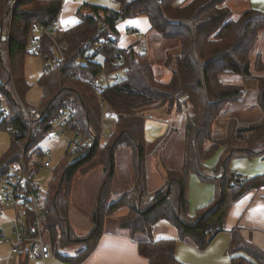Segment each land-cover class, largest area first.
Listing matches in <instances>:
<instances>
[{
    "label": "trees",
    "instance_id": "16d2710c",
    "mask_svg": "<svg viewBox=\"0 0 264 264\" xmlns=\"http://www.w3.org/2000/svg\"><path fill=\"white\" fill-rule=\"evenodd\" d=\"M116 1L120 5L117 11L83 4L78 10L79 23L51 37L43 29L57 18L61 0H0V101L5 108L0 110V129L10 133V144L0 157V166L6 168L19 160L27 138L25 161L29 163L46 134L43 126L66 106L72 107V128L84 141L82 151L78 155L62 154L50 168L47 188L41 189L43 228L51 251L80 242L83 247L75 256L63 258L67 263L79 264L96 246L104 219L117 209L126 208L119 226L131 230L129 236L137 241L138 252L149 264H186L175 256L176 239L154 240L152 226L166 220L175 226L179 239L203 249L223 230L231 204L251 188L264 185V176L251 179L227 169L233 156H264V64L260 53L253 60L250 58L259 32L264 30V12L248 7L234 17L226 0ZM109 11L113 16L107 14ZM139 14L147 16L150 28L160 39L174 44L164 58L170 73L167 81L155 77L147 53L132 47L107 44L94 57L82 59L83 44L101 36L100 19L114 25L112 19L117 15ZM33 23L43 28H37L39 35L32 28ZM35 38L40 54H33L47 62V68L41 70L37 79L41 121L33 120L29 127L23 112L31 107L25 100L30 85L24 75V58L30 53L29 42ZM58 52L64 57L60 62ZM118 57L121 62L115 64ZM227 72L238 75L241 83L222 82L220 76ZM94 78L101 81L99 94L93 87ZM251 89L257 91L261 120L237 126L230 119L227 136L222 140L213 138L212 126L224 106L241 101ZM104 103L114 114L106 139L101 122ZM165 105L168 114L174 115L183 108L187 112L180 127L170 128H181L183 132L182 162L177 167L165 166L164 184L149 193L145 176L146 111L163 109ZM216 145L224 148L220 169L217 168V175L203 173L204 159ZM120 147L130 151L134 182L116 202L110 203L115 152ZM86 165L89 169L99 165L102 175L89 215L91 229L76 237L68 218L71 184L76 175L86 173ZM191 172L216 186L214 199L197 208L193 216L188 213L187 199ZM216 228L214 234L204 233ZM240 239L233 229L226 251L230 264H252L253 260L264 264V252ZM239 252L247 253L250 259L236 255Z\"/></svg>",
    "mask_w": 264,
    "mask_h": 264
},
{
    "label": "rangeland",
    "instance_id": "374dc122",
    "mask_svg": "<svg viewBox=\"0 0 264 264\" xmlns=\"http://www.w3.org/2000/svg\"><path fill=\"white\" fill-rule=\"evenodd\" d=\"M241 2H242L241 0H239L238 2H236L235 0H230L229 2H227V4L229 5L227 7H229L232 10L234 17H237L245 9L244 6H242L241 4L240 5L238 4ZM91 3L95 5L96 4L101 5L102 7L112 9L113 11L114 10L117 11L120 8V5L116 0H91ZM150 27L151 26L148 21V18L144 14H139V15L131 16V17H123L117 23V32H118V37H119L117 46L119 48H125L129 44L136 42V40L139 37L138 33H141L143 36L145 34L150 33L148 36V44H147L148 54L147 55L150 58L155 77L157 79L162 80L163 76L166 75L165 74L166 67L163 66L165 53H166V50L172 47L174 44H171V43L166 44L165 40H162V39H161L160 44L157 41L155 42L154 38H157V37L154 34L156 33ZM128 28L133 29V31L131 33H128L127 32ZM39 32H40L39 29H35L36 35H39ZM28 45L30 48L29 49L30 53L26 54L24 58V65H25L26 73L30 78L31 87L27 91L28 93H26L27 94L26 102L29 105L33 104L34 106H38L41 101V94L38 88L39 86L37 85V77H38V73L42 69V62L39 57L33 54L34 41L29 42ZM257 46H258L259 51L263 53V58H264V30L260 32ZM252 53H254V50H252V52L250 53V57L253 56ZM261 74L264 75V71H262ZM220 79L221 81L230 82V83L240 82L238 75L229 73V72L221 74ZM253 97H254V92L249 91L245 99H243L242 101L231 102V103H228L226 106H224V108L222 109L221 113L219 114L218 118L216 119V121L214 122L212 126V137L217 140L224 139L227 136V131L229 130L228 124H229L230 119H234V121L237 123V126H248L251 123H255L253 120L254 119L253 117L255 114H257L258 118L256 119V123L260 121L261 120L260 111L258 107L256 106V103ZM103 108L106 109V106H104ZM167 108H168V105H165L163 110L167 111ZM158 110H162V109L151 110V108H148L146 113L150 115H153V114L156 115ZM175 114L174 115L169 114L170 116L168 120L169 124L166 125V127H168L169 130L166 135L164 134L163 138H165V140L160 144V146L157 147V149L155 146L153 147V149L155 150L153 155H151L150 152L146 153V156H147L146 166L148 168L147 191L149 193H153L158 188H160L161 185L164 183V177L161 176L164 173L161 172L159 168V166L163 167L162 162L165 163L166 166H169V167H177L180 165V162H182L180 161V159L182 160L181 152H182V145H183L182 144L183 143V132L181 128L170 130V128H173L174 125H176ZM160 115L163 117L166 116V114L165 115L160 114ZM147 118L150 119V117H147ZM155 122L154 124L147 123V125H145L144 137L146 141H150L152 139H158L159 133H160V126H162L163 128L165 125L161 121H157L156 123ZM110 131H111V128L103 129L102 135L105 136V139L108 137ZM9 144H10V133L6 130L0 129V157L8 149ZM65 146H66V143L64 139L57 136L56 133L54 132H49L45 134L38 144L39 149L50 148L51 150H53L54 160L57 159L63 153ZM223 150H224L223 147L216 145L215 147H213L211 150L208 151L206 158L204 159V162H203V168H204L203 173H206L207 170H210V169L211 170L217 169V168L220 169V162L223 156ZM128 154H129L130 161H129V158H128V161L126 159ZM179 156L181 157L179 158ZM115 162H116V166H115L114 175H113L114 179L112 180V184H111V191H113L115 188L120 187L122 182H126L122 176H125V173H130L131 171H132V177L129 181H131V186H132L134 182L133 181L134 179H133L132 160H131L130 151L127 147H120L116 150ZM86 169L87 171L85 174L76 175L74 177L73 183L71 184L72 194L70 196L71 197L70 201H72L71 203L75 205V207L79 205V207H81L83 210L87 208L85 205H83L84 204L83 200L86 198V196H88V193L89 194L94 193L93 188L99 185L101 181V175H102L99 165H95L91 167L90 169H89V166H87ZM227 169L231 172L239 174L242 177H247L251 179L262 178L264 176V156L263 158L254 156V155L249 156V157L248 156H233L227 164ZM119 175H121V177H118ZM50 179H51V170L50 168H46V169H42L39 172L36 178V182L38 183V185L41 187L42 190H45L47 188V185ZM131 186L129 188H131ZM209 186L210 187L212 186L213 189L216 191V186L213 181L205 180L200 174L196 172H191L189 174L188 183H187V199H188V210H189L188 213L190 216H193L197 209L194 204L195 203L194 199L197 196V194L202 190L200 189V187L205 190ZM1 196H2V185L0 183V197ZM214 197H215V194H214ZM214 197L210 201H212ZM93 208H94V203L92 204V206H90V209L88 208L87 212L89 215L92 212ZM126 213H127L126 208L117 209L116 211L111 213L109 217L107 216L104 219L106 221L108 219L110 220L109 222L107 221L104 223V227L109 228L111 226V222H113L115 226L120 228L119 223L121 221L122 216H124ZM10 216H11V213L7 211L0 217V222L5 223L9 219ZM158 227H164V228L168 227V231L166 230L165 232V234L167 233L168 235L169 234L171 235V233L176 229V228L174 229V225L172 223L167 224L164 222V220L163 221L160 220ZM169 228L171 230H169ZM125 230L128 231V233L131 231L127 228ZM151 233L153 237L154 225L151 228ZM220 233L221 231L218 232L217 234H220ZM176 236L173 238L176 239V242L178 241V243H181V240L179 239V237L178 236L176 237ZM181 244H182V247H180L179 245V248H178V253L181 257L192 260L194 259V257H191L189 255L193 253L194 251H196L197 252L196 254L198 255H196L197 257L194 259V261L195 262L202 261L199 258L203 257V254H204L203 249H199L196 246L193 247V249H191L192 248L191 245L185 241H182ZM8 247L9 246L7 242L0 243V251H6ZM81 248L82 246H80L79 250ZM75 249L77 250V246ZM209 254L211 256L210 262H208L209 264H226V263L229 264V258H228L229 255L227 254V252L223 251L219 260L216 257H214L212 249L209 251ZM247 258H249V256ZM252 264H258V263L253 260Z\"/></svg>",
    "mask_w": 264,
    "mask_h": 264
},
{
    "label": "crops",
    "instance_id": "0c3cea01",
    "mask_svg": "<svg viewBox=\"0 0 264 264\" xmlns=\"http://www.w3.org/2000/svg\"><path fill=\"white\" fill-rule=\"evenodd\" d=\"M229 1L230 0H226L225 5L229 6L227 4V2H229ZM235 1L238 2L239 0H235ZM241 1L242 2L238 3V4L239 5L241 4L242 6H244L245 9L248 7H251V8H254V9H257V10L264 12V0H241ZM85 3L86 4L87 3L92 4L91 0H61V8H60V11L57 15V28L59 30H66V29H69V28L75 26L77 23H79L80 19H79L78 10ZM93 5H95V4H93ZM97 6H101V5H97ZM110 10H112V9H110ZM262 31L263 30H261L260 32H262ZM260 32L258 34V39H257L255 46H254V49H253L254 50V53H252L253 56H251L250 58H251V60H253L254 59L253 57H255V55L259 52L261 54L263 62H264L263 53L261 51H259L258 46H257V42L259 40ZM149 34L150 33L145 34L143 36L140 33L136 42L129 44L127 47H132L135 50L139 51L141 49V47L143 46V47H145V53L148 54L147 44H148ZM154 35L157 37V38H154L155 42L157 41L160 44L161 39L158 37L157 34H154ZM165 43L166 44H170V43L172 44L173 42L165 41ZM127 47H125V48H127ZM37 57H39V56H37ZM40 60H41V58H40ZM41 70L38 73V77L41 74ZM165 71H166V73H165L166 75L163 76L162 80L167 81L170 78V73L166 68H165ZM24 75H25V79H26L27 83L30 85V78L26 73L25 65H24ZM38 77H37V79H38ZM239 79H240V77H239ZM222 82H224V81H222ZM224 83H230V82H224ZM240 83H241V79H240V82L230 83V84H240ZM39 90H40V94H41V89L39 88ZM249 91L254 92L253 99H254L256 106H257V91L256 90L251 89V90L246 91L243 99H245V97ZM25 100H26V96H25ZM31 105H33V104H31ZM258 109H259V107H258ZM166 112L167 111L162 109V110H158L156 115L155 114H153V115L148 114V117H150V119L147 118L146 125H147V123L154 124L155 121L156 122L161 121L165 124L163 128H162V126H160V133H159L158 139H152L150 141H146L147 153L150 152L151 155H153V153L155 152L153 147L155 146L157 149V147L160 146V144L165 140V138H163L164 134L166 135L168 130H169V128L166 127V125L169 124L168 120H169L170 116ZM160 114H163V115L166 114V116L163 117ZM111 118L113 119V121L112 122L107 121L106 122V124H107L106 128H112V123L114 122V116L112 115ZM253 118H254L253 119L254 122H256V119L258 118L257 114H255ZM251 124H254V123H251ZM154 133H156V132H154ZM151 146H152V148H151ZM181 155H182V152H181ZM254 156H258V157L263 158L262 155H254ZM180 157L181 156H179V158ZM128 158H129V154L127 155V158H126L127 161H128ZM146 159H147V156L145 157V176H146V184L148 187V182H147L148 168L146 166ZM56 160H54V161H56ZM129 161H130V158H129ZM180 161H182V160L180 159ZM180 164H181V162H180ZM162 166L163 167L159 166V168H160V171L164 173L166 164L162 162ZM212 170L215 172V174H217V169H212ZM38 174H37V176H38ZM37 176H36V178H37ZM161 176L164 177V174ZM118 177H121V175H119ZM122 177L126 182H122L120 187L115 188L111 192L110 199H109L110 203L116 202L121 197L123 192L126 191L127 189H129V187L131 186V181H129V180L132 177V171L130 173H125V176H122ZM97 184H98V182H97ZM97 188H98V186L93 188L94 193H91V194L88 193V196H86V198L83 200L84 201L83 205H85L87 207L84 210L81 207H79V205L75 207V205H73L71 203L72 201H70V203H69V208H68L69 224H70L71 231L73 232V234L76 237L84 236L91 229V223H90L89 214L87 211H88V208L90 209V206H92V204L95 202V196H96ZM200 189H202V190L197 194V196L194 199V201H195L194 204H195L196 208H200V207L208 204V202L214 197V194H215L214 193L215 190L213 189L212 186L207 187L205 190L201 187H200ZM70 200H71V197H70ZM107 221L109 222L110 220L108 219ZM107 221L104 220V223ZM161 221H163V220H161ZM164 222L167 224H171L166 220H164ZM159 223H160V220L154 224V234H153L154 240L160 239V238H173L176 235L178 236V232L175 229V226H174L175 232L173 231L171 233V235L170 234L168 235L166 233L167 234L166 235L165 232H166V230L168 231V227L167 228L158 227ZM233 229L239 234V236L241 238L240 239L241 242L255 246L264 252V185H260L256 188H251L243 196H241L239 199H237L236 201H234L231 204L229 211L227 213V216L225 218V221L223 223V230L221 231L220 234H216L211 239V241L203 248V253H204L203 257L199 258L202 260L201 262H195L194 261V259L197 257L196 255H198V254H196L197 253L196 251H194L193 253H191L189 255L191 257H194V259H192V260L181 257L179 255V253H178L179 245H180V247H182L181 243H182V241H185V240H181V239H180L181 243H178V241L176 242L175 256L177 257L178 260H180L181 262H184L186 264H209L208 262H210V257H211L209 254V251L212 249L214 257H216L219 260L222 252L223 251L226 252L227 248L229 247L230 239H231V231ZM169 230H171V229L169 228ZM2 242H7V241H2ZM185 242H187L188 244L191 245V247H192L191 249H193V247H195V245L193 243H190L188 241H185ZM8 246L9 247L7 248L6 251H0V264H70V263L65 262V260H63V258H65V256H67V257L68 256L69 257L75 256L76 253L79 251L80 246L83 247V245L80 242L74 243L70 246L59 248L57 251L52 250L50 258H48L46 260H40V259H33V258H29V257L23 258V257L15 255V254H12L10 251L9 243H8ZM76 246H77V250L75 249ZM236 255H241L243 257L249 256L247 253H244V252L237 253ZM244 255H246V256H244ZM221 259H222V257H221ZM79 264H149V261L146 257L142 256L138 252L137 241L134 238H131V236H129L128 231H126L124 228H121V227L119 228V227L115 226V224L113 222H111V226L109 228H106L103 225V230H102V233L98 239L96 246L89 253V255L83 261H81ZM229 264H230V258H229Z\"/></svg>",
    "mask_w": 264,
    "mask_h": 264
},
{
    "label": "built area",
    "instance_id": "2783aa9c",
    "mask_svg": "<svg viewBox=\"0 0 264 264\" xmlns=\"http://www.w3.org/2000/svg\"><path fill=\"white\" fill-rule=\"evenodd\" d=\"M107 14L113 16L114 13L109 11ZM122 18L121 15H117L116 18H113L114 25L104 19L98 21L101 36L94 41H88L83 44V47L80 50L82 59H90L94 57L99 49L107 44L117 45L119 39L117 23ZM32 28L40 29L41 26L37 23H33ZM43 30L51 37L57 36L60 31L57 28V18L53 19ZM132 31L133 29L131 28L127 29L128 33H131ZM138 34L140 35V33ZM139 51L144 53L145 47L142 46ZM34 52L37 55L40 54L38 39L34 41ZM57 58L59 62L64 59L63 55L59 52ZM120 62V57L115 58V64H120ZM46 68L47 62H42V70ZM93 87L97 94L101 92L102 88L99 78L93 79ZM178 102H182L180 98L178 99ZM103 105L106 106V109L102 108L103 112L101 116V122L104 129L107 126V121H113L111 116H114V114L108 104L104 103ZM3 109L5 108L0 101V110ZM23 112L29 127H31L33 120L38 122L41 121V114L37 109V106L31 105V107L24 109ZM186 114L187 112L185 108L175 114L176 125H174V128L181 126L185 120ZM74 115L75 110L70 106H66L57 116L49 119L43 126L47 129L46 134L54 132L57 136L64 139L66 146L62 154L70 152L72 155H78L82 151L84 141L72 128ZM27 144L28 138L18 161L10 164L6 168L0 166V183L2 185L0 217L7 211L11 213V216L5 223L0 222V242L7 241L10 245L11 253L17 256L24 254L29 258L46 260L51 257V248L46 240V232L43 228L44 213L41 209L40 203L41 187L36 182V176L42 169L51 168L53 166V150L50 148L38 149L33 154L31 161L27 163L25 161ZM207 174L214 175L215 172L210 169L207 170ZM216 231L217 228L210 231L204 230V233L211 235Z\"/></svg>",
    "mask_w": 264,
    "mask_h": 264
}]
</instances>
